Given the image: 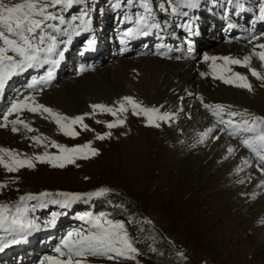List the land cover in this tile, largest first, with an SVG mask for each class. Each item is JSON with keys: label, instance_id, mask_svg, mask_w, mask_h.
Instances as JSON below:
<instances>
[{"label": "rangeland", "instance_id": "obj_1", "mask_svg": "<svg viewBox=\"0 0 264 264\" xmlns=\"http://www.w3.org/2000/svg\"><path fill=\"white\" fill-rule=\"evenodd\" d=\"M39 103L46 106L42 102ZM118 107L116 104L115 108ZM87 114L79 116L84 117L82 124L88 127L75 124L73 128L79 135L69 136L61 131L60 126L55 124L48 113L41 112L43 120L52 125L49 127L51 130L47 132V139L44 140L45 145L35 148L33 144H28L26 148H21L25 159L32 158L34 167L25 165L13 172L4 169L5 173L13 176L18 187L23 185L25 189L13 188L18 192L10 194V187L3 183L7 187L0 188L2 200H14L28 192L84 194L101 188L108 189L109 191L99 198V207L106 210L114 223L123 224L122 234L127 233L137 251L126 253L117 260L115 258L119 256L114 252L100 255L97 259L90 255L89 258L94 264H264V203H257L259 199H263L264 193H258L255 200L250 198L253 199L252 202H244L245 199L240 202L229 185L222 194L214 192L213 182L209 178L213 165L211 160H207L205 154L206 171L198 173L193 157L186 159L183 156L180 140L176 146L175 139L170 140V137H173L170 134L177 127L172 129L169 119L157 120L156 123L160 126L156 127L147 123L146 115L134 114L130 106L127 112L118 113L117 116L110 117V113L99 109L94 111L92 107ZM117 119H123L125 122L113 128L107 127L108 122ZM105 133L111 134L106 135L104 139H97L98 134ZM52 141L68 148L90 142V148L97 151L86 159L72 157V163L35 160V155L44 152L52 156L62 155L60 149L52 146ZM174 146L178 152L173 156L171 153L175 149ZM84 152H87V149ZM60 162L64 163V167L54 166ZM209 164L211 166L208 168ZM0 168L3 169L4 166L0 164ZM215 173L212 178L216 179V182H222L224 176L219 172ZM224 193H229L231 197L224 200ZM191 197L195 198L193 204L189 203ZM72 201L75 200L69 202ZM201 201L223 203L226 207L223 214L227 211L233 212L232 205H241L238 213L231 218L232 225L236 228L242 225V230L234 233L226 245L218 243L216 235L212 234L219 223L216 218L209 223L200 222L208 214L205 212L207 208H203L199 213L201 219L196 221L198 227L192 226V209H199ZM47 213L51 219L53 214L56 217L52 209H47ZM81 216H84V219H80ZM90 218L95 216L89 213L80 214L75 209L68 219L69 222L64 221L62 224L67 228L66 231H69V227H75L78 221V228L86 232L95 231ZM110 256L112 258H109Z\"/></svg>", "mask_w": 264, "mask_h": 264}, {"label": "bare ground", "instance_id": "obj_2", "mask_svg": "<svg viewBox=\"0 0 264 264\" xmlns=\"http://www.w3.org/2000/svg\"><path fill=\"white\" fill-rule=\"evenodd\" d=\"M93 41L97 40L94 39ZM57 43H60L59 40ZM249 48V45L235 46L228 44H217L211 49L204 44L193 46L196 52H203V55H200V57L207 56L209 51H211L212 55L228 54L230 57L240 58L249 54ZM109 57L110 55L107 57L105 54L102 56L105 64L100 68L81 74L77 78L61 79L48 89L40 91V94L36 95L37 99L55 112L67 117H77L89 113L90 107L94 104H103L115 108V105H119L118 102L123 97L130 96L134 100L142 102L144 107L158 108L160 114H169L170 127L172 129L173 127H177L170 134L173 136L170 137V140L175 139V146L179 144L180 140L183 156L186 159L193 157L198 173L206 171L204 159V155L206 154V159L211 160V164H213L209 178L213 182L212 187L214 192L222 194L224 189L229 185L235 193L234 196L240 202L243 199H245L244 202H252L258 193H264V172L255 165L249 153L237 142L247 139L246 132L220 123L223 117L230 118L228 114L216 116L218 124L214 123L200 109V103L196 98H203L205 101L210 102L211 105L231 104L238 112L247 110V112L253 113L254 116L264 117L263 80L249 77L245 67L236 68L231 65L226 67V70L223 72H228V75L231 76V72H239L248 78L249 83L252 85V90L249 91L235 84H224L222 81L216 80L205 64L195 65L194 62L188 60L174 61L149 56L124 57L123 59L107 62ZM228 68L231 69V72L227 71ZM201 72H205L207 75L201 76ZM47 85L49 84H45V87ZM15 95H17V98L11 99L12 101L20 98L19 92H16ZM259 112L261 113L259 114ZM17 115H19L20 119L29 123L34 131H28L21 124L16 125L19 129L16 132L9 129L8 125L0 127V149L13 150L19 154L16 158L23 160L25 159V153L21 148H26L28 144H33L35 148L44 146V140L42 143H37L36 141H31V137L48 136L47 132L52 125L45 122L39 114L27 115L22 111L19 114L12 113L8 117V121L16 119ZM111 116L113 115L110 114ZM240 119L242 118L233 120L240 121ZM0 121L5 122L3 117ZM0 124L2 123L0 122ZM209 128H213V131L206 136L202 135ZM234 131L235 135L229 134ZM237 133L242 137H237ZM165 138L168 139L167 136ZM165 147L167 148L168 146ZM230 147L234 150L232 153L228 152ZM177 152L178 149L175 148L171 154L174 156ZM163 154L166 155L165 153ZM160 155H158V158H160ZM0 156H3L6 162L10 159L6 153H0ZM200 156H203L202 159H199ZM203 159L204 161H202ZM245 160L249 161V163L245 164ZM211 164L207 165L208 168ZM0 169V183H7L8 187H10V194H15L17 190H13V188L18 187L15 179L11 174L5 173L4 169L6 168ZM215 172H219L220 175L224 176L222 182H216V179L212 178L216 174ZM241 181L243 182L241 183ZM19 187L18 189H25L23 185ZM170 188L172 189V187ZM223 197L226 200L231 195L224 193ZM250 198L253 199L251 200ZM194 200L195 198L191 197L189 203L193 204ZM0 202H5V200H2V197H0ZM257 203L261 205L264 203V194L263 199H259ZM199 206H201L199 209H192V226L198 227L196 221L201 219L199 213L203 211V208H207L205 212L208 214L200 222L209 223L213 218L218 220L217 227L212 231V234L216 235L218 243L226 245L234 233L242 230V225L239 228L232 225V218L238 213V208L241 206L239 203L232 205L233 212L227 211L224 214L223 212L226 207L221 202L201 201V205ZM58 247H63L61 242H59ZM49 256L51 255H47L46 257ZM60 259H63V257H60Z\"/></svg>", "mask_w": 264, "mask_h": 264}, {"label": "snow or ice", "instance_id": "obj_3", "mask_svg": "<svg viewBox=\"0 0 264 264\" xmlns=\"http://www.w3.org/2000/svg\"><path fill=\"white\" fill-rule=\"evenodd\" d=\"M77 0H21V2L13 3L12 0H0V93L3 92L4 87L7 81L15 74L17 71L23 72L26 68H31L40 63L41 53H52L57 47V38L54 35H49L46 32L48 28H56L57 31H61L56 24H49L47 21H58L59 24H64L65 17L63 15H58L56 12L50 11L49 9L55 8L56 6L63 5L60 9L63 12L66 8L72 7ZM228 3H232L233 0H227ZM127 3L131 4L132 0H127ZM166 3L171 7V12L173 14H182L183 16H188V12H180V8H190L194 9L199 7V0H166ZM237 7L243 9V5L239 3V0H236ZM142 7L145 12L151 14V7L147 0H143ZM162 10H167L164 4L160 5ZM260 18L264 19V4L260 6ZM87 15V13H84ZM79 17L73 16L72 20H77ZM125 19H130V17H125ZM140 22L145 23V17L140 16ZM78 28L82 25H77ZM151 28L160 27L157 23H152L148 25ZM140 31L142 35H148L147 31ZM77 35L79 32L76 33ZM126 36L132 35V30L129 29L125 33ZM264 35V34H262ZM51 41L46 47L45 37ZM254 39H259V37H254ZM255 48L264 49V44H259L254 47L252 55L258 56V58L264 62V51H255ZM191 47H189V52H191ZM12 53V55H9ZM62 56V53H60ZM205 61L211 60L213 63L209 66L212 68L215 73L218 66L215 61L217 59L223 60L226 64L232 65H244L248 66L251 61V55L245 56L243 60L239 58H232L230 56H205ZM47 62V61H45ZM52 63H57V61H52ZM83 71V69H81ZM227 71L231 72V69L228 68ZM251 74L256 76L258 79L264 80V75H261L255 68L250 69ZM52 72L49 71L47 77H41L40 80L52 79ZM201 76L207 75L205 72L200 73ZM219 79L223 80L226 84H236V86L241 88H246L249 91L252 90V85L247 82V77L242 75L239 72L232 73L231 78H226L224 75H220ZM39 81L33 80L31 84L28 85L29 88H35L36 84ZM238 82V83H237ZM28 101H32L35 106H29ZM119 107L113 108L103 104H94L91 107L93 110H102L110 113L113 116H117L118 113H123L128 111V106L131 107L134 114H144L147 116V123L159 127L160 125L156 123L157 120H166L169 118L168 113L160 114L158 108H148L142 106V104L130 96H125L121 101L118 102ZM205 108L211 109L213 115L219 117L226 108L230 106H225L221 104L216 105H204ZM24 109H27L30 112L41 111L42 113H48L55 123L60 126L61 131L65 135L77 136L78 132L75 131L73 125L82 124L84 117H67L61 113L55 112L53 109L45 107L42 104L35 103L34 96H24L23 99L14 100L11 103V106L8 108L7 113L4 114L3 120L6 123L0 124V127H6L7 123L12 124V131L16 132L19 129L16 127L17 124L23 125L28 131H34L29 123L25 120L20 119L19 115L17 118L8 121V117L12 113L19 114ZM228 116L236 117L240 116L242 119L240 121H234L229 119L227 121L221 119L220 123L226 124L230 127H233L236 130H242L244 132L255 133V135L250 136L247 139L242 140V143L249 148L256 156L259 158L260 162L264 164V128H260V125H264V117L253 116L247 113V110L242 112L228 111ZM85 115H88L87 113ZM98 123L100 121H97ZM125 121L123 119H117L114 122H108L107 127L113 128L119 124H123ZM84 128H87V125H83ZM214 127V126H213ZM223 130V129H222ZM213 128H209L202 135L206 136L208 133L212 132ZM111 133H105L103 135L98 134L97 139H104L106 135ZM230 135H235L234 132H230ZM32 140L37 143H42L43 140H46V137L33 136ZM52 146L60 149L62 155L52 156L48 152H44L41 155H35L34 159L40 162H53V161H66L68 163L74 162L72 157L75 154H78L82 149H89L92 154L96 153V149L90 148V142L85 145H78L76 147L68 148L65 145L57 144L55 141L51 142ZM234 150L230 147L228 149L229 153H232ZM0 153H6L9 156V160L6 162L3 156H0V164L4 166L9 172L17 171L19 168L24 167H34L32 163V158L27 159H17L19 155L10 149H0ZM245 164L249 161L245 160ZM54 166L64 167V163L60 162L54 164ZM239 170V169H238ZM261 171L264 172V167H261ZM243 181H241L242 183ZM7 187L6 184H0V188ZM108 189L101 188L95 192L90 193H59L58 195L64 196L66 198L65 204L70 200H79L83 196L93 197V196H102ZM41 197H47L52 195L51 193L43 192L39 194ZM20 201L35 200L36 196L32 194H27L21 196ZM52 203H60L59 200H53ZM8 205L0 204V227L3 226L5 222H8L9 227L7 231L10 232H20L23 233L25 230H31L38 228L39 225L33 219H28L19 208L15 215L11 216L9 220L8 217L3 215V211L8 209ZM26 212L27 209L25 208ZM80 219H84V216H81ZM54 224L55 223V214L49 221H45V224ZM90 223L95 231H88L87 234L83 232H76L75 239H73V233L69 232L67 236L62 240L63 248L66 251L62 250L61 247H57L55 251L59 253L60 257L66 256L67 259H59L57 257H45V260L50 262V264H82L80 259H74L76 257H84L86 255L98 256V255H107L108 253H116L119 256H125L126 253L136 252L137 250L132 246L127 233L123 232V224L113 223L111 220L101 221V217L90 218ZM21 241L13 238L9 242H5L3 239H0V250L9 246V243L16 244ZM119 245V247L117 246ZM109 258H112L111 256ZM44 264V261L41 262Z\"/></svg>", "mask_w": 264, "mask_h": 264}, {"label": "trees", "instance_id": "obj_4", "mask_svg": "<svg viewBox=\"0 0 264 264\" xmlns=\"http://www.w3.org/2000/svg\"><path fill=\"white\" fill-rule=\"evenodd\" d=\"M100 203H101V201H100Z\"/></svg>", "mask_w": 264, "mask_h": 264}]
</instances>
